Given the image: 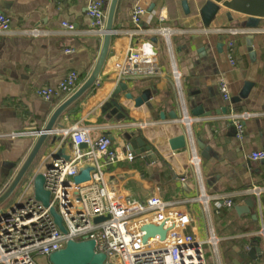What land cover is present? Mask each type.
Wrapping results in <instances>:
<instances>
[{
	"label": "crops",
	"instance_id": "0c3cea01",
	"mask_svg": "<svg viewBox=\"0 0 264 264\" xmlns=\"http://www.w3.org/2000/svg\"><path fill=\"white\" fill-rule=\"evenodd\" d=\"M91 1L0 0V11L11 17L13 30L0 34V134L27 133L0 140V195L30 154L37 139L31 133L42 129L54 110L70 96L46 100L38 94L39 89L57 86L73 70L80 74L82 85L94 70L102 51L103 37L90 32L93 20L88 15V6ZM183 1L188 3V13ZM208 1L217 4L219 10L211 25L205 26L201 10ZM137 4L147 10L138 26L131 19ZM251 17L260 19L257 27L264 28V0H120L110 50L99 79L67 110L60 123L64 131L78 125L88 127L95 139L110 136L112 149L122 157L129 152L124 137L127 133L134 132L151 145L156 156L150 159L134 156L133 160H122L105 170L107 181L126 202L144 201L151 196L180 201L199 195L200 185L191 164L190 148L173 151L169 144L172 138L190 132L202 160L204 189L214 199L234 201V207L223 208L227 214L221 216L222 210L214 213L213 200V219H225L233 214L238 225L249 221L258 226L253 231L232 232L231 237L244 239L249 251L258 242L262 253L257 233L264 224V192L258 200L247 190L264 189V159L251 158L253 152L264 151V33L234 37L233 65L226 44L229 38L225 35L186 32L168 37L158 31L162 28L246 27L244 23ZM65 22L75 26V33L66 30ZM35 27L46 33L34 37L17 32ZM135 31L139 32L132 35ZM132 46L158 57L159 68L155 74L125 79L135 97L144 91L151 92L152 107L146 104L136 107L134 100L126 99L122 93L118 101L127 117L118 121L108 117L102 106L121 80L120 73ZM175 71L180 75L179 83ZM221 79L229 84L230 102L220 93ZM247 82L254 84L249 97L233 101ZM199 105L211 115L194 117L192 110ZM232 109L259 113L245 122L243 139L237 138L233 124L226 118ZM171 113H176L178 118L173 119ZM185 113L191 120L189 128L182 121ZM197 140L210 148L208 158L202 157ZM49 153L48 143L29 175L44 170L45 157ZM90 165V161L85 162L82 168ZM15 197L16 193L12 200ZM249 197L255 199L252 213L239 215L235 205L245 203ZM180 209L193 219L188 232L203 240L201 226L194 224L201 222L208 232L202 205L185 203ZM214 228L216 232L215 225ZM219 238L220 242L224 240V237ZM259 258L264 262L263 253ZM257 259L251 258V261L255 263Z\"/></svg>",
	"mask_w": 264,
	"mask_h": 264
},
{
	"label": "built area",
	"instance_id": "2783aa9c",
	"mask_svg": "<svg viewBox=\"0 0 264 264\" xmlns=\"http://www.w3.org/2000/svg\"><path fill=\"white\" fill-rule=\"evenodd\" d=\"M110 0H92L88 6V15L92 18L90 32L104 37L106 32L107 11ZM146 8L137 4L132 11V22L138 26L145 14ZM69 33H75L73 24L63 23ZM159 32L170 37L173 34L186 32L217 33L225 35L230 62L234 65V37L251 33H264V28L249 27H220L215 29L202 28L192 30L158 29ZM12 19L0 11V34L12 33ZM20 34L40 36L46 33L41 28L22 29ZM139 31L132 32V35ZM72 52V50H67ZM158 57L155 54L144 53L142 49L130 47L120 73V79L125 80L134 75H153L158 71ZM176 81L180 82V75L175 71ZM80 74L70 71L55 87H45L38 94L46 100H52L60 95H71L80 86ZM219 90L223 99L231 100L229 84L221 79ZM259 113L237 111L232 109L226 118L233 124L238 139H243L245 122ZM182 121L189 128L191 120L184 115ZM39 131L31 133L38 137ZM59 135L60 148L66 141L69 148L70 160H53L52 167H44L45 189L51 193V205L61 216L65 232L61 231L51 214L50 208L45 207L34 196V177L27 176L11 205L0 209V264H38L37 256L49 257L55 251L63 249L69 241L95 240L97 253L107 255V264H207L204 245L210 244L218 256V263L223 264L220 257V238L216 235L213 225V211L211 203L215 200V212L223 208L232 209L234 201L231 198L219 199L210 196L204 189L201 178V157L195 142L190 135L189 148L191 164L200 185L199 195L180 201H165L159 196H151L144 201L126 202L111 187L106 179L105 170L124 160H133L134 155L129 151L122 157L118 151L112 149V139L103 135L95 139L88 127L75 125L72 130L64 131L56 128L53 135ZM27 133L0 134L3 138H17ZM85 143L87 148H81ZM254 160L264 159V151L259 150L251 154ZM91 162L95 168L91 173V180L77 183L75 177L85 162ZM264 189L253 187L247 193L260 199ZM199 202L203 207L207 224L208 237L205 241L196 238L188 232L193 219L188 212L182 211L180 206L185 203ZM97 217H104L96 223ZM163 226L167 231L166 238L161 239L157 234L144 241L145 225ZM262 243L264 257V224L257 233Z\"/></svg>",
	"mask_w": 264,
	"mask_h": 264
},
{
	"label": "water",
	"instance_id": "95a60500",
	"mask_svg": "<svg viewBox=\"0 0 264 264\" xmlns=\"http://www.w3.org/2000/svg\"><path fill=\"white\" fill-rule=\"evenodd\" d=\"M120 0H110L108 11H107V20H106V32L103 37V46L102 51L99 56V59L94 67L92 74L89 78L78 87V89L71 94L67 99H65L52 113L46 125L38 130L39 136L37 137L33 148L28 155L27 159L23 163L22 167L19 169L18 173L8 186V188L0 195V209L12 199L16 191L19 189L20 185L24 179L30 174L36 160L40 157L41 153L49 143V155L45 157V165L48 168L52 167L53 160L61 159L62 161H69L70 154L69 148L70 144L67 145L66 141L59 148L58 143L61 141L59 135H53V131L56 128H61L60 123L63 115L67 110L75 104L77 101L82 99L96 84L99 79L100 73L104 67L108 53L110 50V44L112 36L115 31V16L118 9V4ZM183 6L185 11L188 13V3L183 1ZM219 10V6L211 1H208L206 5L202 8L201 14L203 18V23L205 26H210L212 20L216 16ZM260 24V19L251 17L245 21L244 26L246 27H257ZM254 87L253 83L247 82L243 87L242 91L238 96L234 97L233 101L240 102L244 99H247ZM125 93L126 99L134 100L135 106L139 107L143 104H146L148 107H152L150 100L152 94L150 91L142 92L138 97L134 96L133 90L129 88L126 80H120L117 82V85L110 97V99L105 102L102 106V111L108 113V117H115L118 121H121L127 117V113L124 108L121 106L118 101L120 95ZM192 115L194 117L201 116H210V112H205L202 105L197 106L192 110ZM173 119L178 118L176 113H171ZM164 113H161V118L164 119ZM191 133L187 132L180 136L174 137L169 141L170 148L173 151L186 149L190 144ZM125 139L128 141V150L138 157L145 156L146 159H150L154 154L152 151L151 145H149L143 137L136 136V133H127L125 134ZM51 139V141H50ZM198 147L201 150L202 157L208 158V152L210 148L207 147L201 140H197ZM81 148H87L85 143L80 145ZM156 156V155H154ZM95 168L93 166H86L80 169V173L75 177L77 183H85L91 180V173ZM45 177L42 172L37 173L34 177V196L35 199L40 201L45 207H49L54 220L61 231L65 232V227L61 216L57 213L56 209L51 205V193L45 189ZM255 207L254 197H249L245 203L236 204L235 209L239 215L242 214H251L252 209ZM256 218V216H254ZM105 218L97 217L95 222H101ZM146 232L144 236V241L147 242L150 237H154L157 234L161 236V239L166 238L167 231L163 229V226H156L153 224L145 225L142 228ZM96 241L95 240H84V241H69L67 245L58 251L53 252L49 256V261L51 264H107V255L104 253H97L95 250ZM249 256L252 259H257L262 256L261 248L259 243H254L253 248L249 251Z\"/></svg>",
	"mask_w": 264,
	"mask_h": 264
},
{
	"label": "rangeland",
	"instance_id": "374dc122",
	"mask_svg": "<svg viewBox=\"0 0 264 264\" xmlns=\"http://www.w3.org/2000/svg\"><path fill=\"white\" fill-rule=\"evenodd\" d=\"M18 194V192H16ZM7 201L8 203L11 201ZM7 204V203H6ZM4 205L2 208H5ZM214 225L216 227V235L219 237H224V240L219 244L220 257L222 259L223 264H264L263 258H259L255 263L251 261V258H247L244 254V245L245 240L232 238V232L241 233L246 232L245 230H257L258 226L252 225L249 221H246L242 226L238 225L235 220V216L231 214L229 217L225 219H219L218 217H214L213 219ZM196 226H201L202 239L205 241L208 237L206 232V227H202L201 222L194 223ZM235 228V229H234ZM235 230V231H234ZM218 237V238H219ZM204 251L206 254L207 264H217L218 256L214 252V248L210 244L204 245ZM35 261L38 264H51L49 261V257L47 256H37Z\"/></svg>",
	"mask_w": 264,
	"mask_h": 264
},
{
	"label": "trees",
	"instance_id": "16d2710c",
	"mask_svg": "<svg viewBox=\"0 0 264 264\" xmlns=\"http://www.w3.org/2000/svg\"><path fill=\"white\" fill-rule=\"evenodd\" d=\"M227 214V211H225L224 209H222V214H221V216H225ZM244 249V254L247 256V258H249L250 259V256H249V254H248V251H249V246H247V245H244V247H243Z\"/></svg>",
	"mask_w": 264,
	"mask_h": 264
}]
</instances>
